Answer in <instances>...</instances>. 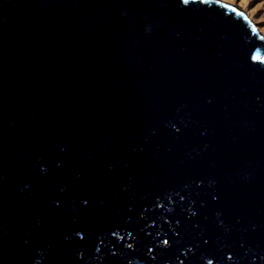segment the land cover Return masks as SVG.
<instances>
[{
	"label": "water",
	"instance_id": "obj_1",
	"mask_svg": "<svg viewBox=\"0 0 264 264\" xmlns=\"http://www.w3.org/2000/svg\"><path fill=\"white\" fill-rule=\"evenodd\" d=\"M209 262L264 264V25L0 0V264Z\"/></svg>",
	"mask_w": 264,
	"mask_h": 264
},
{
	"label": "rangeland",
	"instance_id": "obj_2",
	"mask_svg": "<svg viewBox=\"0 0 264 264\" xmlns=\"http://www.w3.org/2000/svg\"><path fill=\"white\" fill-rule=\"evenodd\" d=\"M243 11L247 19L251 20L257 31L264 25V0H222Z\"/></svg>",
	"mask_w": 264,
	"mask_h": 264
},
{
	"label": "snow or ice",
	"instance_id": "obj_3",
	"mask_svg": "<svg viewBox=\"0 0 264 264\" xmlns=\"http://www.w3.org/2000/svg\"><path fill=\"white\" fill-rule=\"evenodd\" d=\"M183 3L185 4L189 3V0H183ZM165 243H167V241H165ZM209 264H211V262H209Z\"/></svg>",
	"mask_w": 264,
	"mask_h": 264
},
{
	"label": "clouds",
	"instance_id": "obj_4",
	"mask_svg": "<svg viewBox=\"0 0 264 264\" xmlns=\"http://www.w3.org/2000/svg\"><path fill=\"white\" fill-rule=\"evenodd\" d=\"M222 1V0H221ZM224 2V1H223ZM225 3H227L228 5H231L230 3H228V2H225ZM235 9H237V8H235ZM238 10V9H237ZM246 18H247V16H245ZM251 21V20H250ZM252 22V21H251ZM253 23V22H252ZM254 24V23H253ZM255 25V24H254Z\"/></svg>",
	"mask_w": 264,
	"mask_h": 264
}]
</instances>
